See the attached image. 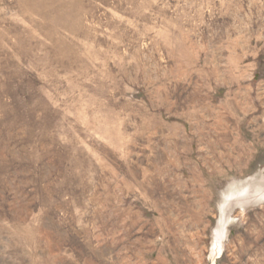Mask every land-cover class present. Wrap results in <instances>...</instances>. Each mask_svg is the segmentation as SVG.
Here are the masks:
<instances>
[{"label": "rangeland", "instance_id": "obj_1", "mask_svg": "<svg viewBox=\"0 0 264 264\" xmlns=\"http://www.w3.org/2000/svg\"><path fill=\"white\" fill-rule=\"evenodd\" d=\"M0 264H264V0H0Z\"/></svg>", "mask_w": 264, "mask_h": 264}]
</instances>
